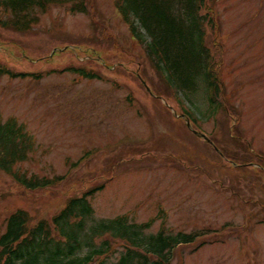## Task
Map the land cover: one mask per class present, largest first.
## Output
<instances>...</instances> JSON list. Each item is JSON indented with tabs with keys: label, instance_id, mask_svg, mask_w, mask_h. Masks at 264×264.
Listing matches in <instances>:
<instances>
[{
	"label": "rangeland",
	"instance_id": "rangeland-1",
	"mask_svg": "<svg viewBox=\"0 0 264 264\" xmlns=\"http://www.w3.org/2000/svg\"><path fill=\"white\" fill-rule=\"evenodd\" d=\"M84 3L86 14L37 12L25 33L0 27V64L34 75L0 77V122L15 119L34 141L15 168L61 178L27 191L0 171V228L18 209L50 220L103 185L90 200L96 220L200 233L172 264H264V0L207 2L216 110L202 90L186 99L166 88L115 0Z\"/></svg>",
	"mask_w": 264,
	"mask_h": 264
},
{
	"label": "trees",
	"instance_id": "trees-1",
	"mask_svg": "<svg viewBox=\"0 0 264 264\" xmlns=\"http://www.w3.org/2000/svg\"><path fill=\"white\" fill-rule=\"evenodd\" d=\"M209 0H115V7L131 36L144 46L153 70L166 88L189 99L199 90L216 110L221 86L205 44V27L214 24L205 10ZM53 5H69L72 14H86L84 0H0V27L19 33L38 22L37 12ZM66 71L93 80L83 68ZM34 76L15 73L0 64V77ZM212 112V111H211ZM34 141L15 119L0 122V171L27 191L55 186L61 178L26 176L16 170L33 151ZM104 186L71 197L50 220L32 222L21 209L12 212L0 228V264H172L173 252L191 245L200 233H151L152 221L130 222L127 216L94 218L90 200Z\"/></svg>",
	"mask_w": 264,
	"mask_h": 264
}]
</instances>
